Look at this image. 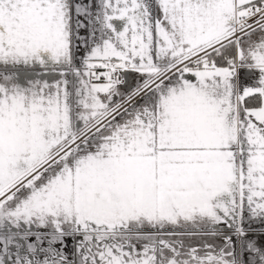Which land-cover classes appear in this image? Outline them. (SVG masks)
I'll use <instances>...</instances> for the list:
<instances>
[{
	"label": "snow or ice",
	"instance_id": "1",
	"mask_svg": "<svg viewBox=\"0 0 264 264\" xmlns=\"http://www.w3.org/2000/svg\"><path fill=\"white\" fill-rule=\"evenodd\" d=\"M0 264H264V0H0Z\"/></svg>",
	"mask_w": 264,
	"mask_h": 264
}]
</instances>
